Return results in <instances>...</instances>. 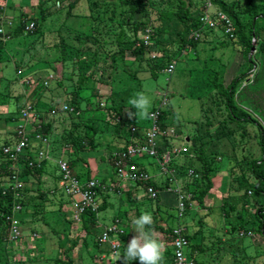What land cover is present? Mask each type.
I'll list each match as a JSON object with an SVG mask.
<instances>
[{
    "label": "trees",
    "instance_id": "16d2710c",
    "mask_svg": "<svg viewBox=\"0 0 264 264\" xmlns=\"http://www.w3.org/2000/svg\"><path fill=\"white\" fill-rule=\"evenodd\" d=\"M80 1L43 0L39 5L40 13L32 21H28L24 11L6 16L4 6L0 5V19L6 17L14 22L13 27L8 30L6 38L0 40V56L6 51L11 38L41 33L44 24L49 20H53L54 17L56 23L57 20H62V24H59L61 28L57 30L61 32L62 28L68 25V21L76 17L75 9ZM213 1L233 21L236 27L234 38L225 34L226 28L222 24H219L218 29L215 30L202 27L200 20L204 15V1L87 0L89 12L86 16L90 21L88 28L85 31L79 30L77 34L71 36L72 42H68L63 33L57 35L56 32L55 35V47L62 52L61 59L58 61L62 63L63 74L61 77L63 78L59 77L58 79L57 70L54 68L50 72L52 73L50 76L53 75L54 78L50 80L49 76L45 81H48V85L46 86L45 82L39 84V88L48 91L52 84L59 83V88L55 91L56 94L52 93V96H67L66 105L64 106H67L69 110L63 111V107L53 105V99L55 98H52V96L46 98L44 92L35 103L32 102L29 95L23 100L22 96H16L10 90L8 94L15 100L19 111L22 110L21 112H23L28 105H31L37 111L39 118L43 119L39 127L29 128L27 131L30 134L29 136L35 137L40 133L49 138L52 153L57 150L55 147L56 142L64 149L69 147L70 153L66 160L74 176L82 179L81 173L77 172L75 163L79 159L78 154L100 151L106 146L110 149V153H106L107 159L116 171L114 154L127 149L138 140V137L131 132L130 127L124 125L118 118L131 119L133 124L139 128L143 127L141 124L145 119L139 116H130L129 113H134L136 110L132 106L127 109L126 105L117 103L114 97L115 93L103 98L99 90H95L93 96L99 99L100 107L91 112H84L83 103L90 101V99H86L82 95L83 91H86L92 83L96 82L109 86L115 84L118 80V69L131 77H137L142 71H151L153 76L157 77L158 72L166 71L172 62L177 61L176 56L182 55L189 46L197 47L200 41L205 40L202 39L203 35L211 34L212 37H217L219 33L223 34L225 38L223 37L220 46L224 49L232 47L236 54L241 55L242 60L238 66L237 64L235 66V62H232L233 59H230L227 66L222 64L223 67L210 71L204 80L213 87L211 111L218 118V129L212 132V129L208 128L206 132L204 131L206 134H201L202 130L200 128V130H196L193 136L187 135V137L183 131L176 132L178 134L177 138L181 142L192 143L193 150L197 153L198 160L202 165L201 176L198 173V167L193 166V164L188 163V167H186L188 170L184 167L189 178L192 179L191 182L187 181L185 184L184 189L187 192L184 193L191 195L192 200L197 201L200 205L205 206L206 197L216 188L217 178L221 173H224L222 160L223 158L228 159L225 169L228 176V191L225 197L231 198L233 195L238 194L241 203L239 202V205L226 203L222 208L224 218L227 220L233 219V221L227 224L226 229L222 228L227 230L224 237L229 235L231 238L223 240L221 237H217V240L213 242L214 248H221L231 246L233 238L239 239L241 243L244 239L251 238L254 235L264 238V0ZM175 20L184 28L179 33V40L170 43H165L161 39L156 41L155 36L166 33V24ZM30 22L35 23L36 28L34 31L26 30ZM146 30L152 31L150 43L144 41ZM217 30L218 32H216ZM198 32H201V37L196 40L195 35ZM254 48L256 52L252 54ZM144 63L147 64L148 69L144 68ZM74 75L78 76L76 81ZM64 78L72 80L77 86L73 92H70L64 84ZM60 88H64V95H59ZM165 99L167 100V108L161 113L160 126L163 130H167V135L158 139L160 153L173 149L170 142L172 136L169 131L171 128H177L178 126V114L168 107L167 95ZM158 108L153 109L150 113L156 112ZM53 111L57 113L53 115ZM62 114H66L60 118L62 121H68L71 115H75L78 120L75 121L74 118H70L71 122H67L70 123L69 126L64 127V124L59 122L61 126L58 128V124L54 127L53 120ZM21 120L22 116L17 123ZM251 128H254V130L250 131ZM55 129L60 131L58 136L55 135ZM144 129L146 128H141L142 137L145 134ZM13 133L12 140H6L5 146L0 148V264H28L19 257L9 256L8 254L9 247L15 244V242L10 241L13 221L15 219L19 221L21 231L22 227L26 225L35 228L40 221L46 223V212L44 210L46 201L49 200L51 205L55 206L57 199H60V193L63 196L66 193L59 185L60 180H57V178L61 179L62 176L59 164L55 165L50 178L55 181V185L53 187L48 186L44 176L48 173L46 168L51 161L48 159L40 161L33 157L31 155L33 149L36 147L35 152H38L40 147L32 143L24 151V155L17 164L21 169L20 179L25 187L18 190L20 198L15 201L10 186L15 181L14 167L16 164L11 158V154L6 153V149L19 143L21 136L17 128ZM54 135L60 138V142L54 141ZM9 143L11 144L8 145ZM252 143L257 144L260 150L259 156H255L251 151ZM206 146L213 149L212 155L207 154ZM31 162L35 165L30 166ZM175 167L178 166L174 157H172L169 169L172 170ZM84 169V175L87 178L84 181L92 180L88 166ZM191 170L196 175H190ZM117 177L121 180L118 174ZM98 181L100 186L97 191L99 194H103L107 190L105 181ZM164 184L165 186L153 178L138 182L137 187L140 186L145 193L140 197H134L131 191L123 192L120 188L115 189L118 192L117 194L119 192L124 194L126 200L130 201L132 206L135 205V208L148 206L154 209L151 228L171 236V242L165 251L163 264H176L173 237L174 231L178 227L185 229V237L188 240L185 251L188 257L192 259L194 264H205L199 261L197 255L207 251L205 240L201 243L197 242L200 238L199 235L203 234V225L205 224L203 220L196 221L194 219L191 222L193 223L192 226L197 225L200 228L199 231L195 230L193 233L188 232L189 225L180 224L172 229L167 225V219L170 215L168 210L171 209H163L160 196L153 199L148 194L149 188L158 191L164 190L170 185V182L165 181ZM45 185L46 190L44 189ZM249 199L253 200V205L257 204L256 213L253 212ZM16 202L18 206L22 207L17 213H15ZM59 203L60 210H63L64 200ZM191 203L182 216L178 211L180 219L192 214ZM234 208L236 211H233ZM107 209V202L103 200L98 215L91 210L84 215L83 228L87 234L94 233V229L98 227L100 222L101 213ZM34 210H41V216L43 215V217L38 218L34 215ZM234 212H237V216L234 215ZM139 215L141 214L134 212L130 218L133 220ZM162 215H166L167 218L162 217ZM117 219L122 218L116 216L113 222ZM69 221L73 222L70 218ZM130 235L126 231V235L122 238L123 241L128 242ZM77 243L76 240L74 245L78 246ZM95 245L99 250L98 238H95ZM126 246L122 245L120 248L116 257V264H122L120 258L124 254ZM66 255L65 259H57L56 264H75V259ZM98 256H94L93 264H108L106 259H101ZM130 264H139V261L133 260Z\"/></svg>",
    "mask_w": 264,
    "mask_h": 264
},
{
    "label": "rangeland",
    "instance_id": "374dc122",
    "mask_svg": "<svg viewBox=\"0 0 264 264\" xmlns=\"http://www.w3.org/2000/svg\"><path fill=\"white\" fill-rule=\"evenodd\" d=\"M42 1L43 0H0V5L4 6L6 9V16L19 14L20 11H24L28 17V21H32V19L40 13L39 5ZM88 12L87 0H81L78 7L75 9L76 17L70 19L67 23L69 27L68 25L63 27L61 32L57 30H60L61 27L59 24H62V20H57L56 23V18L54 17L53 20H49L44 24L41 33L29 36H14L8 42L6 51L0 56V148L5 146L6 140H12L11 136H13V132L16 130L17 125L22 122L19 121L17 123L22 116V110H18L15 100L8 94L9 90L16 96H22L23 100L29 95L34 103L43 92L46 94V98L51 97L52 93L56 94L55 91L58 90L59 83L52 84L48 91L39 88V84L46 81L50 74H52L50 72H52L54 68L57 70L58 79L63 74L62 63L58 61L61 59L62 52L55 47L56 32L57 35L63 33L68 42H72L71 36H74L75 33L77 34L79 30L85 31L88 28L90 24L86 16ZM166 29V33L155 36L156 41L161 39L165 41V43L177 42L180 38L179 33L184 30L183 26L177 20L168 22L166 24ZM216 32H218V30ZM223 37L224 35L220 33L217 37H212L211 34L203 35L202 39L205 40L200 41L197 47L189 46L182 55L175 57L178 61V67L172 76L167 75L163 70L158 72L157 77H154L151 71H142L137 77H131L118 69V80L115 84L109 86L99 82L92 83L90 87L82 93L86 99H90V101L83 103L84 112H91L100 107L101 104L99 99L93 96L95 90H99L103 98L109 97V95L115 93L114 97L116 102L126 105L127 109L131 107L128 103L129 99L138 92H144L151 100L149 112L158 108L167 95L168 107L178 114V126L177 128H171L169 131L172 136V138H169L171 139L170 142L172 143L171 146H173V149L165 150L162 154L166 152L172 153V157H174L176 165L178 166L173 168L172 171L176 178L179 179L178 182L181 183L180 188L183 192H187L184 189L187 181H192L184 167H188V163L193 164V166L198 167V173L201 176L202 165L198 160L197 153L193 150L192 143L181 142L180 139L177 138L178 134L176 132L179 133L183 131L186 133L185 136L187 137V135L193 136L196 130H200V128L202 130L201 134H203L204 131L206 132L208 128L210 130L212 129V132L217 131L218 118L215 113L211 111L213 87L209 85V82H205L204 80L210 71L221 68L223 65L227 66L230 59H233L232 62H235V66L236 64L238 66L242 60L241 55L236 54L232 47L224 49L220 46ZM129 62L127 63L128 65L130 64ZM143 66L145 69H148L146 63H144ZM77 79L78 76L74 75V80L76 81ZM64 84L70 92H73L75 88H77L72 80L65 79ZM59 95H64V88H60ZM52 98H55L53 99V105L60 107L66 105L67 96H52ZM65 115L66 114H62L58 118H55L52 122L53 126L55 127L61 122L64 124V127H67L70 125V123H67L71 122L70 118H74L75 121L78 120L75 115H71L68 121H62L60 118ZM39 120L41 124L43 119L39 118ZM253 130L254 128L250 129V131ZM58 134L60 133L55 129V135L58 136ZM10 144L11 143L8 145ZM205 148L207 154L212 155L213 149H209L208 146ZM62 150L65 151L66 149H60V151ZM251 151L255 156L260 155V150L256 143L251 144ZM108 152L110 153V149L106 150L104 147V154ZM85 156L92 160L86 164L90 165L92 171L97 172L100 167L103 168L104 162L101 163L99 161L102 154H86ZM58 157L59 160L62 159L67 163L66 158L68 154L64 158L61 154H59ZM106 158L108 157L106 156ZM148 159L155 162L153 159ZM75 163L77 165V172L81 173L82 177L84 176V178H86L84 175V167L86 168V166H84L85 162L78 159ZM107 163L109 164L108 159ZM227 163L228 159L223 158L222 170L224 173L219 175L216 180V188L206 197L205 206L192 200V214L184 216L182 219L179 218L177 209V190H175L176 192H168V198H166V200L171 210H168L170 215L167 219L168 224H166L172 229L178 227L180 224L184 226L189 225L188 232L193 233L195 230L199 231L200 228L197 227V225L192 226L193 223L191 222L194 219L196 221L203 220L205 223L203 225V234H200V238L197 240L198 243L205 240V248L207 251L200 255L197 254L199 261L202 263L264 264L263 237H256L254 235L251 238L244 239L243 243H241L239 239L233 238L231 246H223L221 248H214L213 246V242L217 240V237H221L223 240L231 238L229 235L228 237L227 235L224 237V234L227 232L225 227H228L227 224L233 221V219L227 220L224 218L222 208L226 203L238 205L241 203L238 194L233 195L231 198L225 197L228 191V176L225 172ZM149 169L151 172L156 170L151 166H149ZM183 171H185V173H183ZM53 185H55V181L48 178V186L53 187ZM172 188H174V186ZM44 189L46 190V185ZM111 193L112 202L115 207L101 213L100 223L98 225L102 227V225L108 223L109 220L116 215H122L127 221L124 225L128 227V224H132V222L130 220L128 221L126 210L119 209L118 205H120V203L115 193L112 191ZM69 198V196H63L60 193V199H57L55 206H52L51 202L47 200L44 210L46 212V223L48 224L40 221L35 228H30L27 225L23 226L21 238L9 247V256H17L28 264H56L57 259H65V255L67 254V257L75 259V264H93L94 256L100 253L98 247L95 245V238H98L96 233H98L99 226L94 229L93 234H87L83 228V223L77 224L69 221L68 218L71 216V212L67 208L60 210L59 207V202L61 200L67 202ZM251 198L253 197L251 196ZM249 202L252 204L251 208L253 212L256 213L258 209L257 204L253 205L252 199H249ZM119 210L121 212H119ZM34 211V215L38 216V218L43 217V215L41 216V210ZM233 211H236V209L234 208ZM236 214L237 212H234L235 216H237ZM67 215H69L68 218ZM162 217L167 218L166 215H162ZM110 224H112V221H110ZM222 228L225 229L223 230ZM152 230L156 234L158 240L164 243L166 251L171 242V236L165 235L160 230L154 228H152ZM34 232L38 235L37 238L34 237ZM76 240L78 241V246L74 245ZM85 240L87 242L86 244ZM100 248L102 249L103 247ZM109 259L112 261V264H115L116 258L114 256H110Z\"/></svg>",
    "mask_w": 264,
    "mask_h": 264
},
{
    "label": "built area",
    "instance_id": "2783aa9c",
    "mask_svg": "<svg viewBox=\"0 0 264 264\" xmlns=\"http://www.w3.org/2000/svg\"><path fill=\"white\" fill-rule=\"evenodd\" d=\"M193 1H204L203 11L204 15L202 16L200 22L203 28L215 30L218 29V25L222 24L225 29V34L231 38L235 37L236 27L230 17L218 8L213 0H193ZM212 12V13H211ZM14 22L6 17L0 19V40L6 38L8 30L13 27ZM35 23L30 22L26 30L34 31ZM196 40L201 37V32L196 33ZM152 37V31L146 30L144 33L145 43H150ZM255 48L252 50V54H255ZM178 67V61L172 62L168 69H166L167 75H173ZM54 76L51 75L49 79H53ZM45 85H48V81L45 82ZM167 100L164 99L160 107L156 112H152L151 118L145 119L141 124V128L144 129L145 134L142 137L141 128L135 126L130 120H126L124 117H119L118 120L124 125L130 127L133 135L138 137L136 143L130 145L127 149H124L120 152L114 154L115 157V166L116 172L120 177L122 182H129L131 184L137 185L140 181H147L151 179L150 174L144 165H142L139 160L143 157H147L156 161L164 175L172 174L169 169V164L172 160V153H160L158 147V139L167 135V130H163L160 126L161 122V113L167 108ZM63 111L69 110L67 106H63ZM57 112L53 111V115ZM22 122L17 125L18 133L21 136L19 143L12 145L6 149V153L11 154V158L15 162L16 166L14 167V183L11 184L10 189L12 191V197L17 201L20 198V193L18 190L25 187V184L20 179L21 169L19 165L24 151L29 148L30 144L35 143L40 147L38 152H34L33 157L43 161L45 159L50 160L51 152V141L49 138L44 137L42 134L38 133L35 137L29 136V128H36L40 125L39 115L33 106L28 105L22 112ZM32 155V154H31ZM61 168L62 176L59 182L60 187L66 193L67 196L71 197L74 200L73 209L71 211V216L69 217L74 223L82 224L84 215L88 211H93L95 213L99 212V209L102 205L100 199V194L97 191V188L100 186V182L96 179L89 181H84L74 176L69 165L65 161H60L58 163ZM33 162L30 163V166H34ZM190 175H196V173L191 170ZM173 179L176 178L173 176ZM172 179V181H173ZM177 193H178V211L180 216H182L189 207L191 203L192 196L184 193L179 182L177 183ZM148 194L156 199L160 196V192L154 188L148 189ZM78 197V198H77ZM192 206V203H191ZM22 207L18 206L16 202L15 213L20 211ZM126 227L122 219H117L107 226L103 232L99 235L100 247L110 245L111 256L117 257L120 248L122 245H127V242L123 241V237L126 235ZM22 236L20 223L18 220L13 221V226L10 235L11 242H17ZM34 237L37 238L38 235L34 232ZM173 245L175 249L176 264H194L191 258L186 254V247L188 246V240L185 237V229L178 227L174 231ZM116 264V262H115Z\"/></svg>",
    "mask_w": 264,
    "mask_h": 264
},
{
    "label": "crops",
    "instance_id": "0c3cea01",
    "mask_svg": "<svg viewBox=\"0 0 264 264\" xmlns=\"http://www.w3.org/2000/svg\"><path fill=\"white\" fill-rule=\"evenodd\" d=\"M60 126H61V124L58 125V128ZM58 132H60V131H58ZM53 138L55 139V140L53 139L54 141L57 140V141L60 142V138L59 137L54 136ZM56 143L57 144H55L56 145L55 147L57 148V150H55L54 153H52V149H51V153H50V157H51L50 161L51 162L48 163L47 168H46L48 173H46V175L44 176V180H46L47 182H48V178L49 179L51 178V174H52V171L55 168V165L58 164L60 161H62V159L61 160L58 159L59 158L58 157L59 154H61L62 157L64 158V157H66L67 154L70 153L69 147L65 148L66 149L65 151L62 150L63 151V153H62V151H60V149H63V148L61 147L60 144H58V142H56ZM105 149L108 150L109 149L108 146H106ZM35 151H36V147L32 151V156L34 155L33 153ZM86 154H93V155H96V154L101 155L102 154V156L100 157L99 161L101 163L104 162L103 163V168L100 167L97 172L92 171L91 168H90V165H86L87 163L92 161L91 159L86 158V156H85ZM78 157H79L80 160H82L84 162L86 161L85 165L88 166V169L91 172V179L105 181V187H107V190H105V193H103V194L101 193L100 194V199H101L102 202H103V200H105L107 202L108 209H110L112 207H115L114 203L112 202V193H111V191H112V192L115 193V196L117 197V199H118V201L120 203V205H118L119 209L120 210H126L125 212L127 213L128 221L130 220L132 222V219L130 217H132V214H134V212H136L138 214L139 213L142 214L143 212L150 213L151 215L153 214V210L154 209H152V208H150L148 206H144L142 208L137 209V208H135V205L132 206L131 202L126 200V198L124 197V194H121L120 192H119V194H117L118 192L116 191L115 188H120L123 192L131 191V192H133V196L134 197H137V196L140 197V196H142L145 193L143 192V189L140 188V186L137 187V185L131 184L129 182H122L121 180H119L113 165H111V163H109V164L107 163L106 153L104 154V148H102L100 151H92V152L80 153V154H78ZM139 162L142 165L145 166V168L147 169V171L150 174L151 178L155 179L158 183H163V185L165 186V184H164L165 181H169L170 182V185L166 189L159 190L160 197H161V204H162L163 209H165V208L169 209L170 207L168 206V201L166 200V198H168L167 194H168V192H176L175 190H177V183H178L179 179L176 178V176H175V174L173 173L172 170H171L172 174L164 175L162 173L160 167L158 166V164L156 162L152 161V160L150 161L147 157H144V158L140 159ZM149 166L153 167L156 170L151 172L150 169H149ZM173 176L176 178L175 180L173 179ZM82 179L86 180L87 178H84V176H83ZM172 179H173V181H172ZM57 180H60V178H57ZM179 184H180V187H181V183L180 182H179ZM171 186L172 187L174 186V188H172ZM176 195H177V202H178V193L177 192H176ZM73 204H74V200L69 198L67 200V202L64 203L63 209L67 208L71 212L72 209H73V206H72ZM120 210H119V212H121ZM68 216L69 215H67V218H68ZM116 216H120V218L123 219L124 224H126L127 221L122 217V215H116ZM115 217H113L111 220H109L108 223L102 225V227L98 225L99 226L98 227V233H96L97 237L103 232V230L107 226L110 225V221L113 222ZM128 225H129L128 226L129 228L127 227V225H125V226H126V230L128 231L129 235L131 234L130 235V239H131L132 236L135 235V232H134L133 224H128ZM130 239H129V241H130ZM128 242H127V244H128ZM99 250H100L101 253H99L98 257L101 258V259H106L108 264H112V261L109 259V257L111 256L110 245H106L102 249L100 248Z\"/></svg>",
    "mask_w": 264,
    "mask_h": 264
},
{
    "label": "clouds",
    "instance_id": "9594fccd",
    "mask_svg": "<svg viewBox=\"0 0 264 264\" xmlns=\"http://www.w3.org/2000/svg\"><path fill=\"white\" fill-rule=\"evenodd\" d=\"M128 103L136 111L129 113L130 116L151 118L149 109L151 100L144 92L136 93L129 99ZM135 235L128 242L120 261L122 264H130L138 260L139 264H163L165 245L158 240L151 228L153 217L150 213L143 212L132 220Z\"/></svg>",
    "mask_w": 264,
    "mask_h": 264
}]
</instances>
